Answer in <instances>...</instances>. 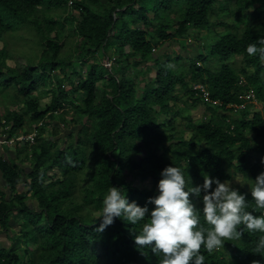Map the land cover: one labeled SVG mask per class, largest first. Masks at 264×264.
Segmentation results:
<instances>
[{"label": "trees", "instance_id": "trees-1", "mask_svg": "<svg viewBox=\"0 0 264 264\" xmlns=\"http://www.w3.org/2000/svg\"><path fill=\"white\" fill-rule=\"evenodd\" d=\"M67 1L0 0V102L19 106L0 112V137L36 130L26 140L31 143H14L15 154L25 152L32 160L28 168L0 154V177L8 190H0V228L7 240L0 241V264H158L159 257L150 250L142 254L134 244L130 229L139 224L114 218L97 232L95 218L113 185L129 200L146 203L168 164L182 169L188 186L202 183L204 173L222 181L240 174L243 183L232 187L246 193L252 209L250 184L264 170V112L251 110L244 95L252 92L264 108V60L249 56L246 46L264 35V0H74L71 6ZM215 19L224 31L211 42L187 58L181 51L169 53L166 44L186 49L187 39ZM23 27L38 35L40 52L17 69L6 62L5 34ZM69 37L79 40L74 59L60 55ZM237 54L241 67L233 60ZM181 60L188 76L178 69ZM129 68L133 76L144 75L141 88L125 75ZM64 80L83 93L80 102L68 98ZM190 82L207 89L210 101L194 89L190 93L210 114L198 123L184 117L191 134L185 138L173 106L180 99L176 86ZM39 87L51 94L43 106L34 93ZM70 110L67 120L76 128L68 126L61 143L39 136L47 118L57 113L63 122ZM134 177L150 179L152 186L139 188ZM260 235L245 230L213 252L202 247L203 264H264V250L254 247Z\"/></svg>", "mask_w": 264, "mask_h": 264}, {"label": "clouds", "instance_id": "clouds-1", "mask_svg": "<svg viewBox=\"0 0 264 264\" xmlns=\"http://www.w3.org/2000/svg\"><path fill=\"white\" fill-rule=\"evenodd\" d=\"M246 52L264 60V35L249 43ZM156 187V194L147 197L143 205L129 200L120 187H109L95 218H100L95 231L102 232L114 218L139 224L138 229H130L134 244L142 254L147 255L150 250L159 257L158 264H203L202 247L213 252L225 240L239 239L245 230L264 233V170L250 184L255 202L252 209L246 193L232 187L228 180L204 173L202 183L188 186L184 172L175 164L160 170ZM193 197L199 198L202 205L197 206ZM149 202L154 205L151 209ZM200 213L205 223H201ZM254 247L255 252L264 250V235L258 236Z\"/></svg>", "mask_w": 264, "mask_h": 264}, {"label": "rangeland", "instance_id": "rangeland-1", "mask_svg": "<svg viewBox=\"0 0 264 264\" xmlns=\"http://www.w3.org/2000/svg\"><path fill=\"white\" fill-rule=\"evenodd\" d=\"M73 14H76V12L74 10H71ZM215 25H213L212 27L208 28V30L204 29V30H200L198 32H196L195 37L194 35H191L187 41L188 43H185V48L183 49V47H180L179 43L176 42H171L166 44V46L168 47V51L170 54L174 55L176 53V51H181L184 54V57L187 58L188 53H191L194 48L200 49V47H202L204 44H207L208 42H211L216 36L220 35L221 33H223L224 28L223 26L219 25L218 19H215ZM64 32H66V30H64ZM197 36V37H196ZM5 40L7 42V48H8V57L6 59V62L8 63V65L13 66L17 69L22 68L27 61L29 60V58L31 57L34 61H36L38 54L40 52L39 50V45L38 42L39 41V37L38 35L35 34L34 31L23 27L20 28L18 30H15V32L12 33H7L5 34ZM191 41V42H190ZM79 40H77L75 38V40H73V37H69L68 40H64L62 45H61V49H60V55L64 56H73L74 57V53H75V47L77 46ZM2 45V41L0 40V46ZM76 54V53H75ZM241 58L242 55L237 54L234 56L233 60L235 61V63H237L236 65L238 67L243 66V64L241 63ZM182 62H180V64L178 65V69L182 70L185 74V76H188V71L186 70V64H183V60H181ZM106 62V61H104ZM110 62V59H109ZM107 62L108 65L111 64V62L109 63ZM186 62V61H185ZM122 66V65H121ZM132 69L129 68L128 71H126L125 75L129 76L130 78H132L135 81V84L137 86V88H141L143 86V80L142 77H144L143 74L139 75L138 77L133 76V71H131ZM68 74H70V78L72 81H76V74H74L73 72H71V68L69 70H67ZM154 70L152 69L149 73H147L146 75H151L153 74ZM188 78V77H187ZM243 80V79H242ZM64 84H65V89L68 93V98L70 100H72L74 103L80 102L79 98H81V96L83 95L82 92L77 91V92H73L68 80H64ZM194 83L190 82L188 84V86L181 88L179 86H176V90L177 93L180 95V99L177 100L174 103V109L175 111H179L180 115L182 116V118L180 116L176 117L175 119V124H180V128H183L182 130V134L184 135L185 138H189L191 136L190 134V129H188L187 127L184 126V122L185 119L184 117L189 116L191 118L194 119L195 123H198L200 121V119L203 116L209 117V111L206 109V105L205 103L202 102H195L190 91H192L191 89H193ZM37 96H38V101L41 104V106L49 103L50 101V93L45 91L44 87H39V89L37 91L34 92ZM245 104L249 105V108H251V110H261L262 112H264V108L262 107L261 102H259L258 100H251V101H247ZM4 107H9V108H13V107H17L19 108V106H15L13 103L10 102H0V112L3 113V109ZM74 112L72 110L68 111V113L65 114V121H61L59 120V116L57 113L54 114V119L50 120V118L46 120V122H48L47 129L45 131H43L42 134H40L39 136L41 138H54L56 140H58L61 143V139H63V137L65 136V134L67 133L66 131H68L69 129H67L68 126H70V123H68L69 121L67 120L68 117H71L72 114ZM170 118V117H169ZM70 129H74L76 128V125H71ZM59 129L56 133L55 130ZM166 133L168 132V129H165ZM36 140V138H35ZM34 140V141H35ZM31 143L30 141H26L25 143ZM14 146V142L13 143H3V147H2V155L3 156H10L12 155L13 160L17 163H19L22 167H26L31 165L32 160L29 158H26L25 156V152L21 153L20 155L15 154L14 153V149L12 148ZM25 146V145H24ZM30 146H27V150L29 149ZM28 168V167H26ZM55 169H52L49 171L50 174H52L53 172H55ZM131 178V176H130ZM230 182L231 186H235L239 183H243L242 181V177L240 174H234L232 176L231 179L228 180ZM132 183L136 186H138L139 188H150L152 186L151 180L150 179H140L139 177H134L132 180ZM19 189L23 190L24 185L21 182L19 184ZM11 224L15 225V221L12 219L11 220ZM5 231L0 228V241H2V243H6V236H5ZM227 254L230 252L229 250L225 251Z\"/></svg>", "mask_w": 264, "mask_h": 264}, {"label": "built area", "instance_id": "built-area-1", "mask_svg": "<svg viewBox=\"0 0 264 264\" xmlns=\"http://www.w3.org/2000/svg\"><path fill=\"white\" fill-rule=\"evenodd\" d=\"M73 1L74 0H68L67 1V4L68 6H71L73 4ZM105 64L110 67V65L107 64V62H109V59L106 58L105 59ZM110 63V62H109ZM193 89L195 91V95H200L204 101H210V97H209V93L207 91V89L200 83H197V84H194L193 86ZM245 98H248L249 100H252L254 94L252 92H249L247 94L244 95ZM212 103H218L216 100L215 101H212ZM244 104H240V105H237V107H241L243 106ZM36 135V130H33L31 132H29L28 134L26 135H18V136H10L9 138L6 137L5 134H2V136L0 137V154H2V147H3V143H15V141L17 140H30L32 141L34 139Z\"/></svg>", "mask_w": 264, "mask_h": 264}, {"label": "crops", "instance_id": "crops-1", "mask_svg": "<svg viewBox=\"0 0 264 264\" xmlns=\"http://www.w3.org/2000/svg\"><path fill=\"white\" fill-rule=\"evenodd\" d=\"M12 148H14V146L12 147ZM10 155V154H9ZM12 156V155H11ZM0 190H3L5 193L8 191L7 189H6V185H5V183H4V180L0 177ZM2 242V241H1Z\"/></svg>", "mask_w": 264, "mask_h": 264}]
</instances>
